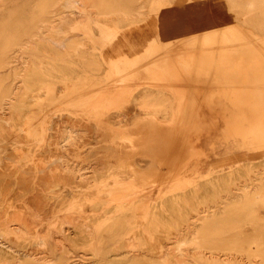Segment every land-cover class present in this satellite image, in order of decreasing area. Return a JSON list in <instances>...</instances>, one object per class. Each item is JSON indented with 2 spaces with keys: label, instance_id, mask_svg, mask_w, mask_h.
<instances>
[{
  "label": "rangeland",
  "instance_id": "rangeland-1",
  "mask_svg": "<svg viewBox=\"0 0 264 264\" xmlns=\"http://www.w3.org/2000/svg\"><path fill=\"white\" fill-rule=\"evenodd\" d=\"M91 1L103 8L132 6L135 10L127 19L112 16L106 23L102 16L91 15L94 41L103 36L105 42L98 47L74 29L83 18L81 21L76 9H65L62 0L0 2V58L9 50L17 57V63L0 70V90L8 94L4 109L0 108V228L11 232L7 241L0 234V249L10 245L13 258L17 254L24 257L28 250L23 238L29 237L26 230L34 226L28 212H44L51 204L54 210L49 223L57 231L62 229V241H58L69 250L65 255L68 263L135 264L132 260L141 258L145 249V264H158L155 252L166 243L164 237L150 240L148 233L130 230V211L102 223L103 210L94 212L90 207L97 201L93 196L105 192L104 201L114 208L117 203L111 195L126 184L136 206L149 200V218L154 216L160 226L169 224L170 218L182 225L187 213L209 210L220 214L223 196L243 194L236 189L264 174V0H87L84 5L89 11ZM250 3L255 4L253 13L243 16ZM43 11L56 13L54 30L49 33L52 50L39 37L30 38L33 29L43 35L35 29L45 27L44 18L52 16ZM112 33L114 43L108 41ZM71 37L84 40L93 67L75 57L58 56ZM124 58L129 62L119 61ZM18 65L24 71L15 79L11 72ZM89 81L104 84V90L116 89L115 94L103 96L97 108L67 106L68 99L93 100L69 95L71 90L88 88ZM46 90L52 93L45 95ZM145 95L150 97L144 102ZM28 116L43 133L39 136L42 143L33 145V138L27 135ZM67 130L79 134L73 135L75 141L61 144ZM93 165L98 166L97 173ZM74 167L83 168V177L97 184L87 189L85 180L76 182L69 171ZM248 191L254 193L252 187ZM183 203L194 205L195 210ZM228 217L225 223L232 228L230 234L256 248L254 242L264 234V214L239 211ZM137 222L143 225L144 216ZM84 226L90 228L91 238L83 232ZM129 243L138 246L132 249ZM185 249L192 264H206L192 246ZM56 253L50 255L49 264H60ZM0 259L9 264L11 258ZM16 260L11 259L12 263ZM249 262L244 257L234 260V264H261V259Z\"/></svg>",
  "mask_w": 264,
  "mask_h": 264
},
{
  "label": "bare ground",
  "instance_id": "bare-ground-1",
  "mask_svg": "<svg viewBox=\"0 0 264 264\" xmlns=\"http://www.w3.org/2000/svg\"><path fill=\"white\" fill-rule=\"evenodd\" d=\"M5 1V0H4ZM59 1V0H57ZM79 1L81 4L77 3V5H74L73 0H62V2H64L65 4H63V7L65 9H76L77 10V15L79 14V17L81 18L80 20L83 21L81 23H79L80 21H78V23L75 26V30L80 31L82 37H87L88 40L91 41L92 44H95V46H100V45H105V42L102 40L103 36L101 37V41L99 40L98 42L94 41L95 35H94V28L92 26V22H90L89 18L91 15L93 14H97L99 16H102L106 22H111L109 19H111L112 16H117L118 18H124L127 19L130 16L133 15V12L135 11L134 8L131 7H119V8H115V9H110V8H106V7H100L98 6V2L96 1H91V5L89 6L92 11H89L84 3L87 0H76V2ZM0 2H3V0ZM56 2V1H55ZM75 2V3H76ZM252 2V1H251ZM60 3V2H59ZM137 3V2H136ZM79 4V5H78ZM241 4V3H240ZM247 4V3H246ZM65 5V6H64ZM81 5V6H80ZM254 5L250 3L249 7L245 8L244 11V15L243 16H248L250 14L253 13L254 11ZM258 6V5H257ZM62 7V6H61ZM242 7V5H241ZM52 9V8H51ZM94 9V10H93ZM136 9V8H135ZM244 9V7H243ZM71 11V10H70ZM95 11V12H94ZM43 13H49L52 16L44 18V23H46L45 27L41 28V27H36L35 30H41L43 33V35H39L34 31H32V35L30 36L31 39L39 37V39L41 40V42L45 41L44 43L47 44V46L49 47V50H52V48L54 49V44L51 40V38L53 36H50L49 33H51V31L54 30L53 28V24L55 22V19L53 17H55L54 15L56 14L55 12H49V11H43ZM64 13H61V15H63ZM73 14V13H72ZM243 14V13H241ZM75 16V15H74ZM70 18V17H69ZM86 18V19H85ZM113 18V17H112ZM61 19V18H60ZM63 19V18H62ZM61 19V20H62ZM85 19V20H84ZM93 19V18H92ZM66 20V19H65ZM97 20V19H96ZM103 20V19H102ZM43 21V20H42ZM99 21V20H98ZM58 23V22H57ZM60 23V22H59ZM66 23V22H65ZM102 23V22H101ZM39 24V23H38ZM75 24V23H74ZM62 25V24H60ZM59 27V25H58ZM102 27V26H100ZM56 29V28H55ZM59 29V28H57ZM238 29V28H237ZM239 31V30H238ZM240 32V31H239ZM52 35V34H51ZM60 35V34H58ZM80 37V36H79ZM116 37V35H114L113 33L108 35V41L110 43H114L115 40L114 38ZM258 37V36H257ZM78 37L75 38H68V40L66 41L67 43H65L63 46L66 48L65 50L58 53L59 57H69L71 56L72 58L75 57L77 59H79L82 63L87 64V65H91L92 67L94 66V62L90 61L88 59V57L86 56V51L84 49L85 47V43L82 40H78L76 39ZM257 39V38H255ZM39 40V42H40ZM65 42V41H64ZM30 43V42H28ZM205 44V43H204ZM15 45V44H14ZM29 45V44H27ZM60 45V44H59ZM121 45V44H120ZM119 45V46H120ZM255 45V44H254ZM90 47V46H89ZM206 47V46H205ZM255 47V46H254ZM58 48V47H57ZM122 48V47H121ZM8 49V48H6ZM5 49V50H6ZM9 52H11V50L6 51L5 53H3V55H1L0 58V70L2 69H6V68H10L12 65H14L15 63H17V57L13 56L14 54H10ZM136 53V52H135ZM125 54V53H124ZM128 54V53H127ZM123 55V54H122ZM120 55V56H122ZM125 56V55H124ZM130 56V54H129ZM70 57V58H71ZM120 58V57H119ZM118 58V59H119ZM123 58V56H122ZM93 59V58H92ZM129 59H120L119 61L122 62H127ZM118 61V62H119ZM135 61V60H134ZM134 61L132 64H134ZM119 62V63H120ZM129 62V61H128ZM29 63V62H28ZM26 62V60L23 62L24 66L26 64H28ZM263 63V62H262ZM126 64V63H125ZM131 64V63H130ZM128 64L130 67L132 65ZM136 64V62H135ZM134 64V66H135ZM170 64V63H169ZM26 68L28 66H25ZM133 67V66H132ZM158 68V67H157ZM156 68V69H157ZM14 69V70H13ZM12 72H11V76L13 78H19L20 76H22V72L24 71V67H22V65H18L17 67L13 68ZM27 70V69H26ZM159 70V68H158ZM28 71V70H27ZM163 71V70H162ZM8 74V73H6ZM10 76V77H11ZM134 76V75H133ZM132 76V77H133ZM14 79V80H15ZM92 79V78H91ZM129 80V79H128ZM2 80H0V83ZM88 81V80H87ZM83 82V81H82ZM103 82V80H102ZM137 82V81H136ZM105 83V82H104ZM108 83V82H107ZM84 84V83H83ZM2 85V84H1ZM85 85V84H84ZM88 88H84V90L81 91H72L69 92V95H75L78 97H85V96H90L92 97L93 100H74V99H68V102H65L66 105H70V106H74V107H81V108H87V109H91V108H97L100 106L99 103H101L103 100V96H107L108 95H114L116 89L114 90H104V84L98 83L96 81H89L87 84ZM108 85V84H107ZM75 87V86H74ZM80 87V86H77ZM76 87V88H77ZM113 88V87H111ZM78 89V88H77ZM81 88H79L80 90ZM10 90V89H9ZM3 91V90H2ZM0 90V108L4 109V100L5 98L8 96L7 93H5V91L3 93ZM52 91V90H51ZM49 90H46L45 95H49L52 92ZM68 93V92H67ZM66 93V94H67ZM121 93V91H120ZM263 95V93H262ZM23 96V95H22ZM74 96V97H75ZM119 96V94H118ZM139 96V95H138ZM69 97V98H71ZM73 97V98H74ZM112 97V96H111ZM150 95H145L144 98L142 97L143 101H147L149 99ZM264 97V96H263ZM262 97V98H263ZM29 98V97H28ZM118 98V97H116ZM76 99V98H75ZM91 99V98H90ZM137 99V98H136ZM141 99V100H142ZM19 100V99H18ZM22 100V99H21ZM71 100V101H69ZM37 101V100H36ZM118 101V100H117ZM116 101V102H117ZM16 102V101H15ZM49 103H52L51 101H48ZM23 103V102H22ZM148 103V102H147ZM155 103V102H154ZM115 104V103H114ZM118 104V103H117ZM138 104V103H137ZM152 104V103H151ZM143 105H145L143 103ZM158 105V104H156ZM4 106V107H3ZM163 106V104H162ZM142 107V106H141ZM144 107V106H143ZM146 107H148V105H146ZM114 108V107H113ZM155 108V107H154ZM14 110L15 107H13ZM44 110V109H43ZM261 110V109H260ZM143 111V110H142ZM256 111V110H255ZM98 112V111H97ZM159 112V111H158ZM94 113V112H92ZM114 113V112H113ZM262 114V113H260ZM96 115V113H95ZM94 115V117H95ZM262 116V115H261ZM18 117V116H16ZM21 117V116H20ZM18 117V118H20ZM25 117V116H22ZM21 117V118H22ZM89 117V116H88ZM87 117V118H88ZM92 117V116H91ZM75 118V117H74ZM103 118V117H101ZM106 118V117H105ZM104 118V119H105ZM123 118V116H122ZM260 118V117H258ZM13 119V117L11 118ZM15 119V118H14ZM28 119V120H27ZM30 116H28L26 118V124L25 127L27 128V135L29 136V138H33L34 141L33 145L35 143H42L43 139L41 137H39L40 135H42L43 133H40L36 130L37 127V123L32 122ZM83 119V118H82ZM94 119V118H92ZM100 119V117H99ZM97 117V120H99ZM103 119V120H104ZM143 119V118H142ZM90 120V119H89ZM118 120V119H117ZM122 120V119H121ZM260 120V119H259ZM10 121V120H9ZM17 121V120H16ZM107 121V120H106ZM65 122V121H64ZM92 122V121H91ZM101 122V121H99ZM98 122V125H100ZM103 122V121H102ZM121 122V121H120ZM1 123V121H0ZM2 124V123H1ZM15 124V123H14ZM95 124V123H94ZM263 124V123H262ZM19 125V124H18ZM40 125V124H39ZM38 125V126H39ZM16 126V125H15ZM41 126V125H40ZM97 126V125H96ZM95 126V127H96ZM14 127V126H13ZM64 127V126H63ZM109 127V126H108ZM17 128V126H16ZM20 128V127H19ZM40 128V127H39ZM74 128V127H73ZM115 128V127H114ZM41 129V128H40ZM109 129V128H107ZM118 129V128H116ZM122 129V128H121ZM131 129V128H130ZM128 129V131L130 130ZM39 130V129H38ZM40 131V130H39ZM44 131V130H43ZM113 131V130H111ZM116 131V130H115ZM118 131V130H117ZM110 132V131H109ZM159 132V131H158ZM60 133V132H59ZM65 133V132H64ZM111 133V132H110ZM116 133V132H115ZM126 133V132H125ZM132 133V131H131ZM161 133V132H160ZM181 133V132H180ZM18 134V133H17ZM16 134V135H17ZM66 136L64 138H62V142L61 144H69L70 142H72L73 140L75 141L76 138H74L75 136L73 135H77L79 134L78 131H69L67 130V132L65 133ZM92 134V133H91ZM105 134V133H103ZM112 134V133H111ZM2 135V133H1ZM100 135V134H99ZM114 135V134H113ZM130 135V134H129ZM14 136V135H13ZM115 136V135H114ZM113 136V137H114ZM128 136V135H127ZM132 136V135H131ZM141 136V135H140ZM139 136V137H140ZM160 136V134H159ZM163 136V135H162ZM138 137V138H139ZM61 138V137H60ZM94 138V137H93ZM115 138V137H114ZM29 139V140H30ZM1 140V139H0ZM173 140V139H172ZM98 141V140H97ZM111 141V140H110ZM109 141V142H110ZM165 141V140H164ZM29 142V141H28ZM27 142V143H28ZM31 142V141H30ZM131 142V141H130ZM129 142V143H130ZM153 142V141H152ZM14 143V142H13ZM55 143V142H54ZM111 143V142H110ZM134 143V142H131ZM130 143V144H131ZM30 144V143H28ZM60 144V143H59ZM55 145V144H54ZM152 145V144H151ZM183 145V144H182ZM31 146V145H30ZM64 146V145H63ZM62 146V147H63ZM66 146V145H65ZM133 146V145H132ZM67 147V146H66ZM131 147V146H129ZM134 147V146H133ZM132 147V148H133ZM143 147V146H142ZM141 147V148H142ZM189 147V146H188ZM12 148V147H11ZM15 148V147H14ZM13 148V149H14ZM17 148V147H16ZM15 148V149H16ZM42 148V147H41ZM119 148V147H118ZM190 148V147H189ZM77 149V148H76ZM121 149V147L119 148ZM32 150V149H31ZM50 150V149H49ZM132 150V149H131ZM135 150V148H134ZM165 150V149H164ZM179 150V149H178ZM16 151V150H15ZM30 151V150H29ZM62 151V150H61ZM122 151V150H121ZM130 151V150H129ZM128 151V153H129ZM22 152V149H21ZM89 152V151H88ZM125 152H127L125 150ZM136 152V151H135ZM155 152V151H154ZM191 152V151H190ZM194 152V151H193ZM24 153V152H23ZM62 153V152H61ZM98 153V152H97ZM132 153V152H131ZM134 153V152H133ZM28 154V153H27ZM75 154V153H74ZM102 154V153H101ZM104 154V153H103ZM125 154V153H124ZM23 155V154H22ZM34 155V154H33ZM152 155V154H151ZM19 156V155H18ZM21 156V155H20ZM19 156V157H20ZM144 156V155H143ZM142 156V157H143ZM24 157V156H23ZM23 157H20L23 158ZM61 156H59L60 158ZM71 157V156H70ZM103 158V156H101ZM105 157V156H104ZM186 157V156H185ZM26 158H29V155L26 156ZM30 158H31V152H30ZM44 158V157H43ZM190 158V156H189ZM25 159V157L23 158ZM36 159V158H35ZM61 159V158H60ZM112 159V158H111ZM121 159V158H120ZM128 159V158H127ZM137 159V158H135ZM144 159V158H143ZM146 159V158H145ZM105 160V159H104ZM113 160V159H112ZM184 160V159H183ZM23 161V160H22ZM26 161V159L24 160ZM48 161V160H47ZM59 161V160H58ZM124 161V160H123ZM160 161V160H159ZM61 162V161H60ZM107 162V161H106ZM128 162V161H127ZM133 162V161H132ZM103 163V162H102ZM119 163V162H118ZM122 163V162H121ZM124 163V162H123ZM107 164V163H106ZM109 164V163H108ZM117 164V163H115ZM139 164V163H138ZM141 164V163H140ZM148 164V163H147ZM162 164V163H161ZM183 164V163H182ZM103 165V164H102ZM121 165V164H120ZM179 165V163H178ZM184 166V165H183ZM98 166L93 165L91 168L92 170L95 171V173H97L98 169L96 168ZM115 167V166H114ZM135 167V166H134ZM137 167V166H136ZM141 167V166H140ZM149 167V166H148ZM110 168V167H109ZM132 168V167H131ZM181 168V167H180ZM83 169V168H82ZM82 169L80 167H74L73 169H70L69 171L73 174L74 178L76 179V182H87L85 184H87V189L90 188L92 189L94 186L93 184H97V183H92L89 180H86L83 176V173H81ZM108 169V168H107ZM116 169V168H114ZM123 169V168H122ZM126 169V167L124 168ZM147 169V167H146ZM111 170V169H110ZM130 170V166L129 169ZM115 171V170H114ZM125 171V170H124ZM147 171V170H146ZM145 171V172H146ZM106 172V171H105ZM113 172V171H112ZM132 172V171H131ZM130 172V173H131ZM134 173V172H133ZM139 173V172H138ZM107 174V173H106ZM110 174V173H109ZM114 174V173H113ZM149 174V173H148ZM103 175V174H102ZM125 175V174H124ZM129 175V174H128ZM118 177V175H116ZM134 176V174H133ZM138 176V175H137ZM88 177V176H87ZM126 177V176H125ZM108 178V177H106ZM114 178V176H113ZM135 178V177H133ZM88 179V178H87ZM102 179V178H101ZM115 179H118L115 177ZM136 179V178H135ZM142 179H147V178H143ZM141 179V180H142ZM122 180V179H121ZM93 181V179L91 180ZM119 181V179H118ZM123 181V180H122ZM96 182V181H95ZM107 182V181H106ZM106 182L104 184H106ZM129 182V181H128ZM58 183V182H57ZM123 183V182H122ZM83 184V183H82ZM111 184V183H110ZM109 184V185H110ZM113 184V183H112ZM115 184V181H114ZM121 184V183H120ZM124 184V183H123ZM139 184V183H138ZM141 184V183H140ZM100 185V184H99ZM107 185V184H106ZM117 185V184H115ZM115 185H112L113 187ZM119 185V184H118ZM76 186V185H75ZM83 186V185H82ZM93 186V187H92ZM111 186V185H110ZM111 186V187H112ZM125 186V187H124ZM124 188H122L121 190H119L118 194H116V190H115V195H111V200H113L114 202H116L117 204L115 206L112 205V207L114 208H110L111 207V203L108 200L104 201V197L102 195L106 194L105 192H103V194L101 193V190L103 187H101V190L99 189L98 191H100V193L102 195L99 194V192L97 193V195L95 194L96 197L95 200L97 199V201L93 204L94 206H90L92 207V209L94 208V212H99L101 210H103V215L102 217L100 216V221L103 222H111L114 221V217H118L120 213L123 212H127L130 211L131 214L133 215L132 217V222H133V226L130 230H137L143 233H148V237L150 240H157L158 236H163L166 243H164L163 245H161L159 247V249L157 248V252H155L157 254V259L156 262L158 264H192L191 260L189 259V255H188V251H186L185 246H192L193 247V252L196 253L201 260L205 261L206 264H234V260H239V258H246L247 261H252L253 258L259 257L261 259V264H264V234H262L259 237V241L258 242H254V244L256 245V248H251L250 245L248 244H244V241H240V238H237L234 234H230L232 228L227 226L225 221L228 220V216L230 214H237L239 211H246L250 214H254V215H261L264 214V174H257L252 181H250L248 183V185H241L240 187H238L236 190L239 191H243V194L241 195H236V194H231L230 196H223L222 200L220 202L223 212L216 213L214 211L209 212L204 210L201 212H194V214H185V217L183 218V224H177L178 222L175 221L174 218H170L169 224L167 225H159L158 221L156 220V218L153 217L149 218L148 215L151 214V212H149V205L146 201H142L141 203H139L138 206H136L131 199H133L134 197L130 196L129 194V189L126 188V184H124ZM128 186V185H127ZM92 187V188H91ZM119 187V186H117ZM252 187L254 190V193H251L248 191V188ZM79 188V187H78ZM110 188V187H109ZM97 187L95 186V192H96ZM106 190V188H104ZM113 191V188H110ZM115 189V187H114ZM77 190V189H76ZM85 190V189H84ZM93 190V191H94ZM195 190V189H193ZM75 191V190H74ZM81 191V190H80ZM91 190V192H93ZM108 191V188H107ZM79 192V191H78ZM88 192V191H87ZM65 193V192H64ZM77 193V191H76ZM109 193V192H108ZM112 193V192H111ZM45 194V193H44ZM72 194V193H70ZM69 194V196H70ZM77 195V194H76ZM73 196L74 198L76 197ZM89 195L90 192H89ZM93 195V194H92ZM58 196V195H57ZM80 196V195H79ZM109 196V194H108ZM107 195H105V198H109ZM78 197V196H77ZM83 198H85L84 196H82ZM87 197V195H86ZM44 198V197H43ZM73 198V199H74ZM89 198V197H87ZM86 198V199H87ZM58 199V198H57ZM80 199V197H79ZM85 199V200H86ZM148 199V198H147ZM50 200V199H49ZM71 200V198H70ZM77 200V199H76ZM75 200V202H76ZM89 200V199H87ZM86 200V201H87ZM91 200V199H90ZM143 200V199H142ZM59 201V200H58ZM80 201V200H79ZM78 201V203H80ZM83 201V200H82ZM92 201H94L92 199ZM51 202V201H50ZM63 202V201H62ZM66 202V200H65ZM64 202V203H65ZM74 202V200L72 201ZM90 202V201H89ZM77 203V202H76ZM54 204V203H53ZM83 204V203H82ZM87 204V202H86ZM114 204V203H113ZM186 206L190 205L189 203H183ZM26 205V204H25ZM64 205V204H63ZM72 205V204H71ZM76 205V204H75ZM78 205V204H77ZM81 205V204H80ZM79 205V206H80ZM49 206L48 208L45 209L44 212H28L27 216L28 219H30L32 221V223L34 224V226L31 229L26 230L27 231V235L29 237L27 238H23L25 240V247L28 251H25L24 253L25 256L21 258V256H19L17 254V258H13V251H12V246L6 247V248H1L0 249V256L3 257H9L11 259H17L15 262L12 263L11 259L9 264H49V262H52V260H50L51 258V254L52 253H56L57 257H58V263L60 264H71L68 263L65 255L69 253L68 248L62 246L58 241V239H60L61 237H63L61 234L62 233V229L58 230L55 229L54 225H52V223H49L50 220H52V209H53V205H47ZM106 206V207H104ZM191 206V207H190ZM189 207L192 209V211L195 210V206L194 205H190ZM65 207V205H64ZM75 208H77L76 206H73ZM82 207V206H80ZM79 207V208H80ZM89 207V206H88ZM65 209V208H64ZM83 209V208H82ZM85 209V207H84ZM200 209V208H199ZM213 207L210 208V210H212ZM54 210V209H53ZM78 210V209H77ZM32 211V210H31ZM91 211V210H89ZM58 212V210H57ZM81 212V211H80ZM89 213V212H87ZM93 212H91L90 215H92ZM85 214V213H84ZM79 215V214H78ZM77 215V216H78ZM82 215V214H81ZM80 215V216H81ZM95 215V217L97 216V214H93ZM109 215H111V217H109ZM143 217L145 218V223H142L143 225L139 224L137 222L139 217ZM84 217V216H83ZM92 217V216H91ZM98 217V216H97ZM80 218V217H79ZM94 218V217H93ZM108 218V219H107ZM78 219V218H77ZM91 219V218H90ZM141 219V218H140ZM60 220V219H59ZM98 221V220H97ZM99 221V222H100ZM59 222V221H57ZM56 222V223H57ZM127 222V221H126ZM131 222V223H132ZM4 223V222H3ZM108 223V224H109ZM187 223V225H186ZM86 224V223H85ZM4 225V224H3ZM88 225V224H87ZM131 226V225H130ZM9 227V226H8ZM64 227V226H63ZM85 227V226H84ZM62 228V227H61ZM71 228V227H70ZM17 232V231H16ZM84 233H88L87 236L88 238H91L93 235L90 232V228L88 226H86L83 229ZM136 232V231H135ZM0 234L2 235V237H4L7 240H9L8 235L11 234L10 229L7 228H0ZM12 234L14 235V233L12 232ZM25 234V233H24ZM58 234V236L56 235ZM20 235V234H19ZM86 235V234H85ZM136 235V234H135ZM16 236V235H15ZM68 236V235H67ZM17 237V236H16ZM138 237V236H137ZM135 236V238H137ZM67 238V237H65ZM70 238V237H69ZM20 239V240H23ZM68 239V238H67ZM17 240H19V237L17 238ZM61 240V239H60ZM161 240V239H160ZM15 241V240H14ZM62 241V240H61ZM66 241V239H65ZM162 241V240H161ZM20 242V241H19ZM28 242V243H27ZM156 242V241H155ZM8 245V242H5ZM63 243V242H62ZM157 243V242H156ZM18 244V243H17ZM27 244V245H26ZM158 244V243H157ZM5 245V244H4ZM19 245V244H18ZM16 245V246H18ZM6 246V245H5ZM23 246V245H22ZM138 246L137 243H129L128 247H131L133 249L136 248ZM152 246V245H151ZM14 247V246H13ZM71 247V246H70ZM15 248V247H14ZM19 248V247H18ZM17 248V249H18ZM8 249V250H7ZM16 249V248H15ZM71 249V248H70ZM131 249V250H132ZM14 250V249H13ZM136 250L134 249V252ZM143 251V250H142ZM108 252V251H107ZM140 252V251H139ZM145 252V249H144ZM142 252L143 256L141 258L139 257H135L134 263L135 264H145V260L143 257L145 256L146 253ZM14 253L16 254V251H14ZM137 253V252H136ZM71 254V253H70ZM141 254V252H140ZM126 255V254H125ZM150 255V254H149ZM19 256V258H18ZM55 256V254L53 255ZM69 256V255H68ZM56 257V258H57ZM134 258V257H133ZM237 258V259H235ZM151 260V259H150ZM153 260V259H152ZM153 260V261H155ZM55 261V260H53ZM70 261V260H69ZM149 261V260H148ZM56 262V261H55ZM249 262V263H250ZM6 263V261H5ZM4 263V259H0V264H5ZM133 263V262H132ZM53 264V263H50ZM251 264V263H250Z\"/></svg>",
  "mask_w": 264,
  "mask_h": 264
}]
</instances>
